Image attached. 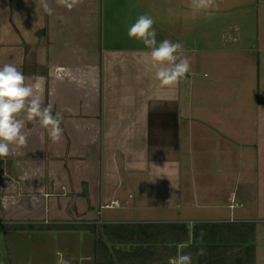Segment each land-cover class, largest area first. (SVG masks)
Returning a JSON list of instances; mask_svg holds the SVG:
<instances>
[{"label":"crops","instance_id":"1","mask_svg":"<svg viewBox=\"0 0 264 264\" xmlns=\"http://www.w3.org/2000/svg\"><path fill=\"white\" fill-rule=\"evenodd\" d=\"M246 1L215 0L207 20L193 15L191 0H82L71 11L48 0L51 16L38 0H0V67L15 64L43 106L62 114L64 129L52 143L38 123H26L27 145H10L0 158V233L9 245L14 235L83 232V264H96L100 236L114 264H168L180 244L192 264H250L251 242L229 225L254 222V264H264V77L233 79L252 71L235 69L236 59L250 50L259 72L264 55L249 37L263 34L264 0ZM142 14L153 18L157 44L182 42L191 58L175 86H160L150 49L127 35ZM203 27L215 36L220 28V47L204 41ZM191 32L194 45L185 40ZM188 221H196L193 241ZM116 223L162 224L163 243L146 235L118 243L104 233ZM173 224L186 230L165 228Z\"/></svg>","mask_w":264,"mask_h":264},{"label":"clouds","instance_id":"2","mask_svg":"<svg viewBox=\"0 0 264 264\" xmlns=\"http://www.w3.org/2000/svg\"><path fill=\"white\" fill-rule=\"evenodd\" d=\"M44 13L51 16L54 9L48 0H38ZM82 0H55V3L71 11L77 7ZM190 7L193 15L203 13L210 19L214 11L218 9L215 0H191ZM154 20L148 14L140 15L132 23L127 35L130 39L141 41L146 48L150 49V70L154 72V77L159 81L161 87L175 86L181 79L190 73L191 58L185 56L184 44L182 42H172L168 39L157 44L156 32L153 28ZM38 79V78H37ZM25 76L13 63H5L0 67V158L10 154V145L26 146L32 130L25 131L26 123L39 125L52 143H58L62 139L64 129L61 127L63 116L56 112L53 114V105L42 104V96L34 91V85L28 82ZM44 132L39 133V138L43 142ZM169 151V157L174 154ZM175 199L173 195L169 203ZM196 221H188L189 240L195 239L193 230ZM203 235L197 243H203ZM188 245H178L176 256L169 258L168 264H192V254L183 252ZM205 249L199 248L197 255H204ZM57 264H70L69 260L63 258L62 253H58Z\"/></svg>","mask_w":264,"mask_h":264},{"label":"rangeland","instance_id":"3","mask_svg":"<svg viewBox=\"0 0 264 264\" xmlns=\"http://www.w3.org/2000/svg\"><path fill=\"white\" fill-rule=\"evenodd\" d=\"M247 1L244 0V3ZM260 2H254V9H257ZM244 13V12H241ZM204 18L207 20L209 19L206 14H204ZM239 23L243 22L242 18L240 16H236ZM252 18V17H251ZM250 20L249 22H251ZM213 22V21H210ZM242 25V24H240ZM239 25V26H240ZM246 29L245 24L237 27V32H244ZM248 29H254L257 31L258 27H252ZM202 34L207 37L204 41L208 38L212 40V45L215 44L216 48L220 47L221 45L217 42V37H221L220 28L217 29V33L215 36V31L213 27H203L201 30ZM201 32L199 30V35H201ZM243 34V33H242ZM264 36V30L263 34L257 32V36H249L251 39H255V42L251 43L252 45H255L253 49H258V47L262 50V46L264 43L260 42L258 43V35ZM194 33L191 32V34H185V40L187 41V44L194 45L193 42L190 40H193ZM244 36H246L244 34ZM250 39V40H251ZM210 46L211 44H201ZM251 48V46L249 47ZM238 50H244L240 47L237 48ZM219 50V49H218ZM244 55V61L236 59L238 63L235 64V69L241 68L243 70L251 69L250 75L243 74L242 76L235 74L233 79H251L256 77L258 79L259 73H264V55L258 54V57L261 61V66L259 65V72L257 69V63L254 62L253 56L251 54V51L249 50L248 53H245ZM240 57V54H239ZM260 74V76L263 78L264 75ZM263 89V85L261 87ZM235 101L239 100L242 96V93L239 91V89H235ZM259 88L257 89L255 94H258ZM250 113H256V109L254 106L250 107ZM264 227V224L262 223L261 228ZM77 234V235H75ZM84 234L83 232L80 233H71L70 235L66 234H46V235H34L32 234H25L23 236H11L12 246L8 244L5 239V237L0 233V264H57L58 260V253L63 254V258L66 260L72 261L73 257L74 259H80V264H83L84 261L82 260L83 256L85 255V248H84ZM262 238V237H261ZM14 246V247H13ZM16 246V247H15ZM261 251H264V236L263 241H261Z\"/></svg>","mask_w":264,"mask_h":264},{"label":"trees","instance_id":"4","mask_svg":"<svg viewBox=\"0 0 264 264\" xmlns=\"http://www.w3.org/2000/svg\"><path fill=\"white\" fill-rule=\"evenodd\" d=\"M211 224H199L197 226H210ZM76 228V226H73ZM186 226L184 224H178V225H172L166 226L165 228H168L169 230L172 229H178V228H185ZM230 231L232 233H238L240 234V242H246L250 241L251 246V253L250 258L248 262L250 264H254L255 261V232H256V225L254 222H241L238 224H232L229 225ZM66 229H71L72 227H63ZM149 229V230H147ZM166 230L163 228L162 224H156V223H116V224H106L104 226V233L106 237H109V239L115 240L118 243H137L140 242L141 239H143V235H146L151 245H160L162 242L161 238L164 236ZM207 241L209 239L207 238ZM96 264H114L113 263V256L114 254L109 251L108 244L105 242L102 236L97 238L96 240ZM152 254H156L154 251L151 252ZM149 253V254H151Z\"/></svg>","mask_w":264,"mask_h":264}]
</instances>
